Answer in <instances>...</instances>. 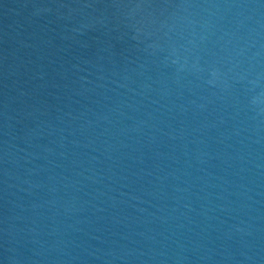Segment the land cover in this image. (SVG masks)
I'll list each match as a JSON object with an SVG mask.
<instances>
[{"label":"water","instance_id":"95a60500","mask_svg":"<svg viewBox=\"0 0 264 264\" xmlns=\"http://www.w3.org/2000/svg\"><path fill=\"white\" fill-rule=\"evenodd\" d=\"M0 264H264V0H0Z\"/></svg>","mask_w":264,"mask_h":264}]
</instances>
